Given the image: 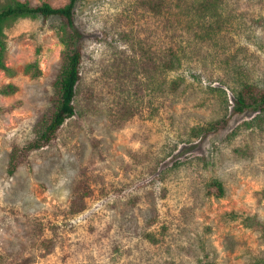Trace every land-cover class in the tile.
Masks as SVG:
<instances>
[{"label":"rangeland","instance_id":"374dc122","mask_svg":"<svg viewBox=\"0 0 264 264\" xmlns=\"http://www.w3.org/2000/svg\"><path fill=\"white\" fill-rule=\"evenodd\" d=\"M59 24L17 18L0 33V89L15 88L0 94V263L264 264V236L227 216L264 225L254 195L264 189V110L231 116L242 84L264 89V0H79L75 115L9 175L51 110ZM170 47L180 67L160 71ZM37 49L33 78L24 68ZM212 124L216 134H193ZM212 181L223 199L206 195Z\"/></svg>","mask_w":264,"mask_h":264},{"label":"trees","instance_id":"16d2710c","mask_svg":"<svg viewBox=\"0 0 264 264\" xmlns=\"http://www.w3.org/2000/svg\"><path fill=\"white\" fill-rule=\"evenodd\" d=\"M79 0H67L61 7H53L43 3L37 6H31L28 3H21L12 0L11 3L4 6L0 10V33L4 24L10 20L17 18H35L43 19L55 18L58 20L60 41L64 47L62 53V65L58 76L53 84V95L50 98L51 110L49 116L39 122V128L36 137L26 145L17 148L14 151L12 162L9 166L8 174L13 175L17 168L23 164L29 156L46 147L52 146L60 136V132L65 122L75 115L74 101L76 97V89L81 80V68L83 63V47L82 35L75 25L76 6ZM1 37V35H0ZM5 44L0 38V69L6 71L3 63V52ZM39 49L36 51V58L33 62L26 65L24 73L33 78H39L42 74L40 69ZM180 57L176 49L168 48L165 60L162 61L160 71H176L180 66ZM180 83L177 80L172 81V87L175 91ZM15 91L14 86L8 85L0 89V94L10 95ZM7 109H0V111ZM264 110V89L255 85L244 83L238 89L233 102L231 116H240L249 112ZM218 124H212L206 128L194 130L193 134L197 137L207 138L219 131ZM79 194L75 199V207L83 208V200L89 192L88 183L83 181L79 183ZM206 195L215 199L224 198V188L221 182L212 181L206 189ZM255 198L258 202L264 200V189L255 192ZM227 216L234 221L240 223L255 231L260 232L264 236V225H262L254 217L229 213ZM36 246L37 241L33 238L31 241ZM49 241H42L41 247H48ZM0 264H23L15 262H3ZM204 264H214L205 262Z\"/></svg>","mask_w":264,"mask_h":264}]
</instances>
